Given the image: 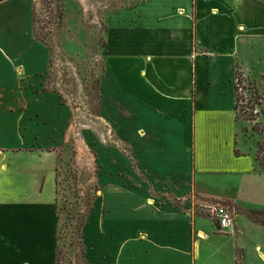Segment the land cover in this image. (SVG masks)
Masks as SVG:
<instances>
[{"label": "crops", "instance_id": "obj_1", "mask_svg": "<svg viewBox=\"0 0 264 264\" xmlns=\"http://www.w3.org/2000/svg\"><path fill=\"white\" fill-rule=\"evenodd\" d=\"M254 14L264 18V0H142L107 16L92 127L103 179L82 232L85 264H264V224L243 213L264 211V173L253 151L234 153L236 65L245 78L264 77ZM33 17L34 0H0V264L58 258L62 161L53 150L68 109L43 90L48 53ZM110 126L131 156L104 149L100 128ZM135 169L147 181L128 182ZM191 193L206 209L227 207L233 226L196 212Z\"/></svg>", "mask_w": 264, "mask_h": 264}, {"label": "rangeland", "instance_id": "obj_2", "mask_svg": "<svg viewBox=\"0 0 264 264\" xmlns=\"http://www.w3.org/2000/svg\"><path fill=\"white\" fill-rule=\"evenodd\" d=\"M140 1L142 0H34V36L45 45L48 53L43 90L55 95L61 106L68 109L65 139L53 150L62 161L57 174L60 230L56 264H85L82 232L87 225V215L99 195V181L103 179L99 163L102 160L98 162L97 157L99 150L92 145L96 143L92 127L96 126L95 115L99 113V81L104 69L102 50L105 45L107 16L119 8L133 7ZM257 16L258 14L251 15L250 22L262 28L264 18L260 15L257 19ZM240 79L234 153L238 155L239 150H250L256 157L258 144H261L263 151L259 159L264 168V135L253 132L254 123L250 121L256 119L255 123L264 131V77L255 79L240 76ZM50 104L52 105L51 99ZM110 127L109 132L100 128L107 139H101L104 149L108 146L122 149L124 146L131 156L134 153L133 147L118 142L121 135H116L115 128ZM9 141L7 132H4L3 144L7 145ZM54 157L52 155L48 163L46 159L45 166L52 169L58 161ZM9 158L5 160L6 166L13 164L7 161ZM131 160L135 167L139 165L138 159L132 157ZM10 161L16 163L18 160ZM24 165L28 166L26 161ZM256 165L261 171L257 162ZM206 178L207 184L210 182L220 185L223 182L218 176ZM127 179L128 182H144L147 181V176L135 169ZM189 198L195 201L198 209L196 212L207 215L206 205L210 203H199L201 198L195 193H191ZM171 203L180 206V202L174 198Z\"/></svg>", "mask_w": 264, "mask_h": 264}, {"label": "trees", "instance_id": "obj_3", "mask_svg": "<svg viewBox=\"0 0 264 264\" xmlns=\"http://www.w3.org/2000/svg\"><path fill=\"white\" fill-rule=\"evenodd\" d=\"M240 76L243 77L242 73L239 71V69L237 67L236 68V72H235V85H234V89H235V106H234V109H235V113H236V119H237V110H238V101H239L238 90H239V85H240V82H241ZM250 121L254 123V125L252 127V131L264 135V131L258 126V123H255L257 120L256 119H251ZM262 151H263L262 150V145L258 144V150L256 152L257 155L255 157V161L261 167V172L264 173V168H263L262 161L259 159V156H260ZM243 213L252 222H254L256 224H264V211L261 212V211H251V210H249V211H244Z\"/></svg>", "mask_w": 264, "mask_h": 264}, {"label": "built area", "instance_id": "obj_4", "mask_svg": "<svg viewBox=\"0 0 264 264\" xmlns=\"http://www.w3.org/2000/svg\"><path fill=\"white\" fill-rule=\"evenodd\" d=\"M207 211L214 218L220 229H227L233 226V216L227 207L222 205L208 206Z\"/></svg>", "mask_w": 264, "mask_h": 264}]
</instances>
